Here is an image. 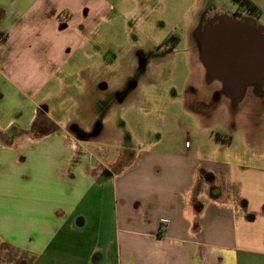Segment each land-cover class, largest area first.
I'll return each mask as SVG.
<instances>
[{
  "label": "crops",
  "instance_id": "crops-1",
  "mask_svg": "<svg viewBox=\"0 0 264 264\" xmlns=\"http://www.w3.org/2000/svg\"><path fill=\"white\" fill-rule=\"evenodd\" d=\"M234 3L258 9L264 27V0ZM106 4L0 0V241L26 264H108L104 248L115 250L116 264H264L263 163L243 165L240 149L217 158L177 140L123 147L127 164L90 150L95 140L84 129L98 104L71 82L93 73ZM85 77L82 87L93 91L98 81ZM72 100L77 110L58 117ZM89 207L102 217L96 241L64 252Z\"/></svg>",
  "mask_w": 264,
  "mask_h": 264
},
{
  "label": "rangeland",
  "instance_id": "rangeland-1",
  "mask_svg": "<svg viewBox=\"0 0 264 264\" xmlns=\"http://www.w3.org/2000/svg\"><path fill=\"white\" fill-rule=\"evenodd\" d=\"M106 2L94 36L98 52L92 58L93 73H85L98 81L95 89L82 87L85 75L71 82L80 99L92 94L98 104L94 127L84 129L95 140L90 150L104 163L127 164L130 158L122 153L123 147L171 146L177 140L180 145L188 142L192 148H208L217 158L227 157L223 148L240 149L245 154L243 165H264V84L248 85L235 105L200 57V32L216 15V8L262 21L258 9H241L234 0ZM104 83L107 86L102 88ZM74 102L56 112L58 117L76 111ZM251 131L263 138L258 140ZM86 211L85 229L67 233L64 252L74 248L86 252L87 245L96 241L102 217L97 208ZM114 251L104 248L103 261L116 264ZM27 260L24 253L0 248V264H26Z\"/></svg>",
  "mask_w": 264,
  "mask_h": 264
},
{
  "label": "water",
  "instance_id": "water-1",
  "mask_svg": "<svg viewBox=\"0 0 264 264\" xmlns=\"http://www.w3.org/2000/svg\"><path fill=\"white\" fill-rule=\"evenodd\" d=\"M200 34L201 61L210 77L223 83L235 105L242 100L248 85L264 84V27L255 19L216 14Z\"/></svg>",
  "mask_w": 264,
  "mask_h": 264
},
{
  "label": "trees",
  "instance_id": "trees-1",
  "mask_svg": "<svg viewBox=\"0 0 264 264\" xmlns=\"http://www.w3.org/2000/svg\"><path fill=\"white\" fill-rule=\"evenodd\" d=\"M237 1V0H236ZM244 2H240V4H243ZM0 138H7L6 137V135L5 134H2V132L0 131ZM9 244L8 243H6V242H1L0 241V248L2 247V246H8Z\"/></svg>",
  "mask_w": 264,
  "mask_h": 264
},
{
  "label": "built area",
  "instance_id": "built-area-1",
  "mask_svg": "<svg viewBox=\"0 0 264 264\" xmlns=\"http://www.w3.org/2000/svg\"><path fill=\"white\" fill-rule=\"evenodd\" d=\"M242 1H247V0H242Z\"/></svg>",
  "mask_w": 264,
  "mask_h": 264
}]
</instances>
